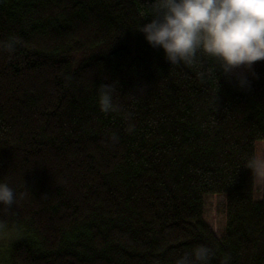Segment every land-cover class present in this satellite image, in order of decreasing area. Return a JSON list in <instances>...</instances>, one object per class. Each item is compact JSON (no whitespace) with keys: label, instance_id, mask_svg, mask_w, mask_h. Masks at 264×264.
<instances>
[{"label":"trees","instance_id":"16d2710c","mask_svg":"<svg viewBox=\"0 0 264 264\" xmlns=\"http://www.w3.org/2000/svg\"><path fill=\"white\" fill-rule=\"evenodd\" d=\"M152 2L0 0V41H19L0 52L7 264H173L197 245L210 264H264V176L245 167L264 142V61L230 76L199 55L171 65L137 30Z\"/></svg>","mask_w":264,"mask_h":264},{"label":"clouds","instance_id":"9594fccd","mask_svg":"<svg viewBox=\"0 0 264 264\" xmlns=\"http://www.w3.org/2000/svg\"><path fill=\"white\" fill-rule=\"evenodd\" d=\"M148 17L150 22L140 23L137 30L152 48L162 49L171 65H192L199 55L230 76L264 61V0H153ZM18 43L14 36L0 41V52L12 54ZM237 83L244 87L248 81L239 75ZM114 91L111 84L99 87L101 112L117 110ZM110 139L118 141L115 134ZM245 167L255 176H264V158L253 157ZM16 202L14 189L0 181V210H11ZM213 255L208 246L197 245L176 256L173 264H210Z\"/></svg>","mask_w":264,"mask_h":264},{"label":"rangeland","instance_id":"374dc122","mask_svg":"<svg viewBox=\"0 0 264 264\" xmlns=\"http://www.w3.org/2000/svg\"><path fill=\"white\" fill-rule=\"evenodd\" d=\"M256 157L264 158V142L257 145ZM258 185L262 176H256ZM225 200L221 196L208 197L205 200L204 218L217 236H221L225 228ZM9 231L0 228V264H7L6 250L11 242Z\"/></svg>","mask_w":264,"mask_h":264}]
</instances>
